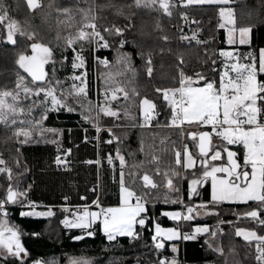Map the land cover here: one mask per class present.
Wrapping results in <instances>:
<instances>
[{
	"label": "trees",
	"instance_id": "obj_1",
	"mask_svg": "<svg viewBox=\"0 0 264 264\" xmlns=\"http://www.w3.org/2000/svg\"><path fill=\"white\" fill-rule=\"evenodd\" d=\"M230 1L235 28L251 29L248 46L227 44L226 33L219 27L221 7L217 5H189L187 0H171L169 16L158 5L136 7L135 0H40L42 7L35 10L29 9L27 0H0V9L25 33L17 32L16 43H8L9 21L0 23V90H14L18 73L25 76L24 83L28 87L37 86L18 67L17 60L20 54H32L33 43H42L53 51L52 61L46 64V81L57 87V95L72 89L75 72L86 73L87 93L61 97L72 111L67 108L45 111L50 108V101L42 103L45 100L43 94L27 99L21 92L20 102L25 114L17 117L18 122L14 125L0 124V158L6 161L1 167L12 172L11 179L6 173H0V200L5 198L7 188L12 187L25 195L18 203L6 205L27 203L54 211V216L47 219L22 216L24 210L20 208L14 209L11 216L0 214V221L6 220L9 226L19 230L28 253L24 260L0 256V264H69L71 259L89 260V264H159L161 259L177 260V264H233V255L239 264H259L255 243L242 240L236 231L248 229L264 235V225L244 216L248 211L258 210L264 219V209L252 201L212 202L209 180L199 184L190 195L191 181L201 179L203 172L211 167L227 165V153L222 151L219 161L209 159L212 152L201 157L189 135L193 132L183 135L179 129L169 127L171 108L156 91L179 87L181 71L193 80L198 79L199 73L206 79L195 84L205 85L223 71L226 60L220 53L227 50L254 51L259 57V51L264 49V0ZM65 8L72 9L75 27L68 26V15L62 11ZM89 8L93 9L91 14L96 16L95 23L108 44V50L98 53L99 59L108 58L107 68L95 60L93 40L77 41L73 45L75 51L66 45L65 38L74 35L81 26L80 10ZM113 26L122 29L123 34L104 30ZM29 34L34 36L33 40L27 38ZM58 35L60 39H57ZM78 52L83 54L85 61V67L79 70L73 68ZM241 54L240 58L249 62ZM149 59L153 69L151 76L147 73ZM109 74L112 79L106 83ZM258 79L264 81V74L259 73ZM56 81L60 84L56 85ZM117 86L128 92L129 99L125 100L123 93H117L118 99L109 101L111 89ZM143 98L156 104L154 119L147 127L143 126L139 107ZM34 102L29 115L28 107ZM104 106L118 111L119 116L110 117L99 112ZM41 116L46 119L41 120ZM19 120H31L33 124H20ZM94 125H98L99 132ZM20 128L32 130L28 143L18 142L24 137L14 135ZM202 132H209L212 141L220 142L215 145L216 149L226 147L236 152V159L243 164L242 145H228L210 129ZM184 141L198 159V164L191 170H184L182 165L175 163V152L181 150ZM118 155L125 160L123 167ZM58 157L62 161L60 164L56 163ZM121 172L125 186L143 198L147 210L146 224L144 227L137 225L135 237L122 236L109 241L100 224L90 231L72 230L64 225L62 206L83 208L98 201L101 208L118 206ZM173 172L177 174L172 175ZM145 173L153 178L156 188L143 186ZM168 179L172 180L173 189L167 187ZM182 201L184 205H181ZM200 203L206 204L214 213L184 224L170 221L163 214ZM68 215L76 217L71 211ZM155 225L183 226L185 232H192L195 226L207 225L210 233L184 241L179 254L173 255L169 246L176 243L163 242V249L155 247ZM91 231L93 235L88 234ZM216 249H221L223 254Z\"/></svg>",
	"mask_w": 264,
	"mask_h": 264
},
{
	"label": "snow or ice",
	"instance_id": "obj_2",
	"mask_svg": "<svg viewBox=\"0 0 264 264\" xmlns=\"http://www.w3.org/2000/svg\"><path fill=\"white\" fill-rule=\"evenodd\" d=\"M230 0H187V4H228ZM29 9L35 10L42 7L40 0H27ZM136 7H151L158 5L159 9L163 10L166 15H171V0H135ZM65 15H68V26L75 27V17L71 15L72 9L65 8L62 10ZM82 12L83 20L80 22L81 26L77 28L74 35L65 38L68 48H73V45L77 41H91L95 39L97 43L104 41V37L100 31L97 30L95 23L96 16L92 15L93 9L80 10ZM220 18L223 23L220 27L225 28L228 25V43H236V28L234 13L231 9H221ZM186 20L187 17L185 16ZM8 20L7 24V40L11 44L16 43L15 36L17 32L20 35L25 33L19 28L16 21L10 20L7 17V13L0 9V23H4ZM91 29L92 31H86ZM105 31L111 33L115 31L116 34L122 35L123 30L120 28H105ZM239 43L245 44L248 42V37L251 32L250 28H240ZM29 40H33L34 36L29 34L27 37ZM195 38V37H193ZM57 39H60L59 35ZM165 39H167L165 37ZM187 40L188 37H182ZM199 42V41H197ZM102 47H108L107 42H104ZM73 51L75 49L73 48ZM31 55L20 54L17 60L18 67L31 77V82L37 85L35 88L28 87L24 81L25 76L18 75L16 87L14 90H0V124L14 125L16 124L17 117L25 114V108L21 106L20 95L23 92L25 98L30 99L32 96H40L43 94L45 100L42 103L50 101L51 107L46 108L45 111H55L59 108H67L69 111L73 109L66 103L63 96H80L86 95V81L84 77L86 73L80 76H74L73 80L80 81V85L73 84L72 89L67 93H61V96H57V87L53 85L51 81H46L48 76L45 71V65L52 60V49L42 43H33L31 45ZM221 56L226 58L235 59L236 62L230 65H226L225 72L221 75L219 85L215 82H207L204 86L194 87V83H199L200 80L206 78L197 73V80H193L192 77L185 76L180 72L179 87L170 89H157L158 93H161L163 99L168 102L172 111L171 126L180 128L183 124L189 125L201 124L210 125L212 132L216 136L220 137L228 145L239 144L244 149L243 164L236 159L237 153L223 148L222 150L217 148L213 151L212 137L209 132L190 133V138L193 141L198 139L199 155L201 157H207L209 152H213L211 160L216 161L222 159V151L227 153V165L221 167H211L210 170H205L201 179H193L191 181L192 191H196V186L203 182L210 180L212 194L211 198L213 202H235V203H248L249 201L256 202L264 209V81L258 79V73L264 74V51L259 54L258 65L255 61L251 63H241L239 57H233L230 52H221ZM245 59H251V56L245 57ZM183 62V61H181ZM149 65L147 67V73L152 75L153 69L151 67V59L147 61ZM85 65L84 58L81 54L77 53L73 62V68H83ZM105 66H107L105 62ZM235 73V75H230ZM112 79L109 74L106 79ZM56 85L60 82L56 81ZM46 84V86H45ZM117 93H123L124 99H129L128 92L123 87H115L111 89V99H118ZM108 99V94H105V100ZM33 105L28 107V114L31 115ZM139 107L143 116L145 125H147L152 119H154V113L156 104L143 98L139 102ZM99 112H102L106 116L118 117V111L113 110L111 107L104 106L99 108ZM46 119V116H41V120ZM87 119V117H86ZM20 124H33V121L19 120ZM36 123H39L37 121ZM97 131H100L98 125H94ZM110 131V130H109ZM16 137H24L23 140L18 141L20 143H28L32 136L31 129L20 128L14 132ZM111 143V141H108ZM18 151V150H17ZM120 160V164L123 167L125 160L122 156H117ZM175 163L182 165L184 168L194 167L196 161L193 155L188 151L187 147L184 149L183 159L181 152H175ZM154 161H157L156 157H153ZM62 161L57 158L56 163L60 164ZM91 163V161L89 162ZM98 163V161H97ZM109 163H112L111 157H109ZM6 161L0 158V165H5ZM204 166L207 169L208 163L205 160ZM250 169V171H249ZM0 173H6L8 178L11 179V169L7 167H0ZM157 174L159 170L157 169ZM177 173L173 172L172 175ZM223 174V175H218ZM167 177L168 173H164ZM143 186L146 188H156L157 184L153 178L145 173L142 176ZM121 202L119 207H109L101 209L100 212H89L87 209L82 214L77 215L75 220H65L64 224L67 227H74L80 229H87L93 223L99 222L103 227V232L109 241L115 240L117 236H129L135 237L137 235L135 229L136 226L144 227L146 224V217L143 215L147 210L143 198L138 196L134 190L125 186L124 174L121 172ZM167 187L173 189L174 185L171 179L167 180ZM25 195L12 187H8L6 196L3 200H0V214L7 216L5 210L6 204H15L19 202V197ZM135 199V203H133ZM178 201H173L176 203ZM99 206V205H97ZM205 205H200V209H204ZM195 210L191 207L187 209V215H181L180 213H165L170 219L179 221L192 220L193 212ZM22 215H30L28 212L22 213ZM43 215V214H41ZM47 215L51 216L52 212L49 211ZM246 218H250L254 221H258L264 225V219H261V213L258 210H251L244 214ZM208 228H196L195 234L207 233ZM91 235V233H88ZM195 234L184 235L182 238L185 240L195 239ZM20 232L14 227L8 226L7 221L0 223V250L6 251L9 255L20 258L23 255H27V252L20 241ZM214 235V234H213ZM236 235L242 237L246 242L252 244L255 242L256 248V260L259 264H264V235H258L255 231H248L244 229H238ZM78 237L77 239H81ZM181 233L175 229H163L159 225L155 228V235L153 240L156 242L155 247L157 249H163L164 240L180 239ZM223 254L221 249H216ZM173 251H176L173 248ZM39 264V262H38ZM69 264H88L87 260L71 259ZM159 264H176L175 260L171 262L166 260H160Z\"/></svg>",
	"mask_w": 264,
	"mask_h": 264
},
{
	"label": "crops",
	"instance_id": "obj_3",
	"mask_svg": "<svg viewBox=\"0 0 264 264\" xmlns=\"http://www.w3.org/2000/svg\"><path fill=\"white\" fill-rule=\"evenodd\" d=\"M189 5H199V4H189ZM211 5H217V6H220L221 8H220V10L221 9H231L232 11H233V9L231 8V6H232V2L230 1L228 4H211ZM220 10H219V13H220ZM233 13H234V11H233ZM219 18H220V15H219ZM234 19H235V17H234ZM221 23H223V21H220V25H221ZM229 27H232V25H230ZM221 29H223V30H226L225 31V33H226V36H227V44L229 45V46H248V45H250V42H251V39H250V34H249V37H248V42L247 43H245V44H240L239 43V32H238V30L236 31V43H234V44H229L228 43V31H227V27H225V28H221ZM231 51H234V52H236V51H238V50H227V51H224V52H231ZM238 53H240L239 51H238ZM223 58H225L224 56H223ZM240 61H241V63H246V62H244V60H242L241 58H240ZM248 63V62H247ZM225 67H226V64H225V66H224V69H223V71L222 72H225ZM193 86L194 87H201V86H204L203 84H201V85H199V84H193ZM185 127H190V126H193V125H200V124H195V123H193V124H191V125H189V124H187V123H185V124H183ZM206 127H211L210 125H205ZM169 127L171 128V129H179L182 133H183V135H184V133L185 132H193V133H201L202 131H204V130H206V129H210V128H202L201 130H190V129H186V130H181L180 128H177V127H171V122H170V124H169ZM211 130V133L213 134V135H215V133H213L212 132V129H210ZM216 136V135H215ZM218 137V136H217ZM218 138H220V137H218ZM221 139V138H220ZM185 142V141H184ZM183 143V142H182ZM196 143H197V145H198V139L196 140ZM189 145V144H188ZM188 150H190L191 151V148H190V145H189V148H188ZM179 152H181V154H182V159H183V154H184V150H180ZM191 153H192V151H191ZM192 155H193V157H194V159H195V161H196V163H195V165H194V167L198 164V159H197V157H195L194 156V154L192 153ZM199 163H200V161H199ZM224 166H226V165H224ZM194 167H192V168H184V170H191V169H193ZM217 167H221V166H217ZM210 170V169H209ZM218 175H223V174H218ZM210 181V180H209ZM198 186L199 185H197L196 186V190H197V188H198ZM120 192V191H119ZM193 191H192V187H191V185H190V195L192 196L193 195ZM211 194H212V188H211V181H210V200L212 201V198H211ZM135 200V199H134ZM213 202V201H212ZM214 203H216V202H214ZM219 203H223V202H219ZM226 203H235V202H226ZM205 205L206 206V204H203V203H200V204H197V205ZM115 207H117V206H115ZM146 207V206H145ZM103 208V207H102ZM102 208H98V209H102ZM105 208H109V206H107V207H105ZM105 208H103V209H105ZM189 208V207H188ZM187 208V209H188ZM205 208H208L207 206L205 207ZM204 208V209H205ZM52 209V208H51ZM97 209V208H96ZM187 209H182V210H176V211H169V212H164L163 214L165 215V213H180L182 216L183 215H187L188 213H187ZM204 209H198V210H196L195 209V211L193 212V219L192 220H183V219H180L179 221H177V220H173V219H170L169 218V216H166L167 218H168V220H170V221H173V222H176V223H182V224H184L185 222H189V221H193L194 219H196L197 217L198 218H204V217H201V216H204V214H205V212H204ZM25 211H23L22 213H24ZM146 214V212L143 214V215H145ZM22 216H25V215H22ZM54 216V215H53ZM53 216H50V217H47V218H51V217H53ZM72 216V215H71ZM25 217H28V216H25ZM68 215H67V217H66V219L65 220H68ZM30 218V217H29ZM47 218H41V217H38V218H35V219H47ZM63 223H64V220L62 221ZM65 225V224H64ZM101 227V226H100ZM203 228V227H206V228H208L209 229V231L207 232V233H200V234H195V229L196 228ZM155 228H156V225H155V227H154V235H155ZM165 228H169V227H164L163 229H165ZM91 229H93V227L92 228H90V230ZM89 230V231H90ZM180 230H181V238L180 239H174V240H164V241H162V242H164V243H176V244H171L170 246H169V249H170V252L173 254V255H178L179 254V252H180V245H181V243H183L184 241H187V240H185V239H183L182 237L184 236V235H192V234H195V237H198V236H202V235H207V234H209L210 233V227L209 226H207V225H199V226H195L194 228H193V231L192 232H185V231H183V226L180 228ZM244 230H248V229H244ZM248 231H251V230H248ZM103 232V231H102ZM104 233V232H103ZM117 237H122V236H117ZM116 237V238H117ZM238 237H240V236H238ZM242 240H244L242 237H240ZM189 240H191V239H189ZM245 241V240H244ZM255 243V242H254ZM173 248H175L176 249V251H173ZM27 252V251H26ZM234 256V255H233ZM231 257L232 258V260H234V262H236L235 264H239L238 262H237V257L235 258V256L234 257ZM231 264V263H230Z\"/></svg>",
	"mask_w": 264,
	"mask_h": 264
},
{
	"label": "rangeland",
	"instance_id": "obj_4",
	"mask_svg": "<svg viewBox=\"0 0 264 264\" xmlns=\"http://www.w3.org/2000/svg\"><path fill=\"white\" fill-rule=\"evenodd\" d=\"M220 21H222V19L220 18ZM230 25H228V26H226L227 28L229 27ZM219 27H220V23H219ZM221 28V27H220ZM97 30H99L98 29V26H97ZM224 31H226V30H224ZM7 42H8V40H7ZM106 42V41H105ZM9 43V42H8ZM93 44H94V39H93ZM261 51H264V49H262V50H260L259 51V54H260V52ZM79 54H81L82 56H83V54L81 53V52H78ZM230 53H232L233 54V57H239L240 58V54L242 53V52H240V53H238V51H236V52H234V51H231ZM251 56V59H246V60H249V62L248 63H251V62H253V61H255L256 63H257V65H258V62H259V57H257V55L255 54V52L254 51H249V52H246V51H244L242 54H241V57L243 58V59H245V57H248V56ZM83 58H84V56H83ZM225 60H226V65H230V64H232V63H235L236 62V60L235 59H230V58H226L225 57ZM52 61V60H51ZM241 62V61H240ZM84 67H85V65H84ZM225 69H226V67H225ZM79 70V69H78ZM224 72H220L217 76H215V78H212L211 79V82H215L216 84H217V86L219 85V80H220V77H221V75L223 74ZM80 75H82L81 73H77V72H75L74 74H73V76H72V78L74 77V76H80ZM230 75H235V73H230ZM258 75H259V73H258ZM84 79H85V81H86V77H84ZM77 84V85H80V81H78V80H73V84ZM169 89V88H168ZM57 94V93H56ZM58 96V95H57ZM59 97V96H58ZM109 101L110 102H112V101H114V100H112L111 99V94L109 95ZM50 107H51V104H50ZM60 109V108H59ZM58 109V110H59ZM58 110H55V111H58ZM220 144V142H218V140L217 141H212V148H213V151H215L216 150V148H215V145L217 146V145H219ZM194 145H197V143H196V141H194ZM190 153H191V151L190 150H188ZM192 154V153H191ZM211 154H213V152L211 153ZM210 160H211V157L209 158ZM221 160V159H220ZM219 161V160H218ZM0 167H1V165H0ZM121 179V178H120ZM191 187H192V184H191ZM121 189V188H120ZM20 198H22V196H20L19 197V199ZM120 202H121V191L119 192V205L117 206V207H119L120 206ZM133 203H135V200L133 199V201H132ZM181 203V202H180ZM100 205V204H99ZM181 205H184V203H183V201H182V203H181ZM202 205V204H201ZM199 206L200 205H196V206H193V207H191V208H193L194 210L196 209V210H198L199 209ZM208 207V206H207ZM85 208H87V210L89 211V212H100V209H94V208H92L91 206H86ZM106 209V208H105ZM187 209V208H186ZM49 211H51L52 212V215L51 216H53L54 215V211L51 209V208H36V209H28V210H26L25 212H28V213H30V215H27L28 217H30V218H38V217H43V218H47V217H50L49 215H47V213L49 212ZM204 212H205V214H204V216H201V217H207V216H209L211 213H214L213 211H211L210 210V207H208V208H205L204 209ZM41 214H43V215H41ZM69 216V215H68ZM75 218L76 217H74V216H69L68 217V220H75ZM198 218V217H197ZM3 221H5V220H3L2 219V221H0V223H2ZM97 224H100L99 222H97V223H93L89 228H87V229H80V228H74V227H68L69 229H72V230H83V231H89L90 230V228H94ZM9 226V225H8ZM100 228H101V230L103 231V227H102V225L100 224ZM11 227V226H10ZM67 227V226H66ZM137 227V226H136ZM161 228H164V227H161ZM165 229H175V230H177L178 232H180L181 233V230H180V228H165ZM135 231H136V229H135ZM91 233V235H93L94 233L91 231L90 232ZM20 241H21V244L23 245V242H22V240H21V236H20ZM24 247V246H23ZM0 256L1 257H3V258H17V257H15V256H11V255H9L6 251H3V250H0ZM28 256V253H27V255L25 256V255H23L22 254V256L20 257V258H18L19 260H24L26 257ZM236 258V257H235ZM84 260V259H83ZM161 260H165V259H161ZM88 261V264L90 263V261L89 260H87ZM172 261V260H171ZM171 261H169V262H171ZM176 261V264H177V260H175ZM234 261V260H233ZM236 262H233V264H235ZM239 263V262H238Z\"/></svg>",
	"mask_w": 264,
	"mask_h": 264
},
{
	"label": "built area",
	"instance_id": "obj_5",
	"mask_svg": "<svg viewBox=\"0 0 264 264\" xmlns=\"http://www.w3.org/2000/svg\"><path fill=\"white\" fill-rule=\"evenodd\" d=\"M105 42V40L104 41H100L99 43H97V41L94 39V54H95V60L96 61H101L102 62V64L105 66V62H106V64H107V66H105L106 68L109 66V60H108V58H106V59H99L98 58V53L99 52H101V51H106V50H108V47H102L101 45L103 44ZM170 89V88H169ZM149 125V123L147 124V125H145V123H144V121H143V126L144 127H147ZM172 127V126H171ZM173 128V127H172ZM204 129V128H210V129H212V127H206L205 125H193V126H190V127H185L184 125H182V127H180V129L181 130H186V129H190V130H201V129ZM235 145H237V144H235ZM185 147H187V149L189 148V145H188V143H186V142H183L182 143V150H184L185 149ZM66 203H67V200H66ZM182 203V202H181ZM97 205H99V201L98 202H95V203H93L92 205H89V206H91L92 208H94V209H98V208H101L100 207V205L99 206H97ZM41 207V205H38V206H32V205H29V204H27V203H24V204H22L21 206H16V205H5V210H6V212H7V216H11L12 214H13V210L14 209H17V208H20V209H23L24 211H26V210H28V209H36V208H40ZM61 209L65 212V217H64V221H65V219H66V217H67V215H68V213L71 211V213H73L75 216H77V215H80V214H82L83 213V211L85 210V209H87V208H85V207H83V208H76V207H72V206H70V205H65V206H62L61 207ZM2 215V214H1ZM4 216V215H3Z\"/></svg>",
	"mask_w": 264,
	"mask_h": 264
},
{
	"label": "water",
	"instance_id": "obj_6",
	"mask_svg": "<svg viewBox=\"0 0 264 264\" xmlns=\"http://www.w3.org/2000/svg\"><path fill=\"white\" fill-rule=\"evenodd\" d=\"M45 71H46V65H45ZM165 245V244H164ZM36 264H38V263H36ZM39 264H44V263H42V262H39Z\"/></svg>",
	"mask_w": 264,
	"mask_h": 264
}]
</instances>
